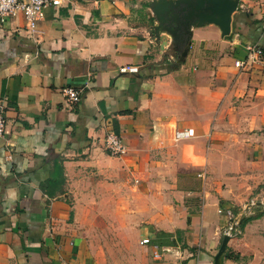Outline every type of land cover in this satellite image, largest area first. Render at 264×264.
I'll return each mask as SVG.
<instances>
[{"label":"crops","instance_id":"1","mask_svg":"<svg viewBox=\"0 0 264 264\" xmlns=\"http://www.w3.org/2000/svg\"><path fill=\"white\" fill-rule=\"evenodd\" d=\"M151 2L63 0L31 35L21 14L0 25V264H105L97 225L114 264H264V57L234 63L264 49V4L240 0L227 36L193 27L181 56ZM220 208L240 234L219 255Z\"/></svg>","mask_w":264,"mask_h":264},{"label":"built area","instance_id":"2","mask_svg":"<svg viewBox=\"0 0 264 264\" xmlns=\"http://www.w3.org/2000/svg\"><path fill=\"white\" fill-rule=\"evenodd\" d=\"M63 0H0V25L3 24L8 18H11L17 14H21L26 30L33 33L36 29L38 20L43 16V10L49 5L59 6ZM246 56L244 60H236L235 66L244 67L247 63L254 62L261 57H264V49L258 44H249L246 46ZM137 66L133 65H122L119 67V72L121 73H135L137 72ZM63 93L66 97V100L69 103H76L80 99V94L77 90L72 87H66L63 89ZM5 106L0 104V137L5 131ZM193 134V129L188 128L182 131L175 132V139L191 136ZM103 147L111 155L123 156L128 151V146L123 140V138L115 133L108 132L103 138ZM204 173H198V176H202ZM256 206L254 200H250L244 203L241 207L242 214H250L253 207ZM220 213L224 214L227 217L226 226L224 229V235L229 237H236L240 234L239 222L238 219L233 215L232 211L229 208H220L218 210ZM149 239H142L141 243H148ZM79 264V263H72Z\"/></svg>","mask_w":264,"mask_h":264},{"label":"water","instance_id":"3","mask_svg":"<svg viewBox=\"0 0 264 264\" xmlns=\"http://www.w3.org/2000/svg\"><path fill=\"white\" fill-rule=\"evenodd\" d=\"M240 0H152L151 11L156 20L154 36L163 44L170 41L180 50L181 56L188 51L193 27L214 24L227 36L231 30L232 14ZM168 35V36H167ZM229 236L224 235L219 255L225 248Z\"/></svg>","mask_w":264,"mask_h":264},{"label":"rangeland","instance_id":"4","mask_svg":"<svg viewBox=\"0 0 264 264\" xmlns=\"http://www.w3.org/2000/svg\"><path fill=\"white\" fill-rule=\"evenodd\" d=\"M242 1L246 5L250 4L251 2L257 4L258 3L264 4V0H242ZM98 224L102 225V223L100 222ZM94 229L95 230H93V233H90V235L88 236L91 239L92 247L94 248L98 256H100L105 261V264H114L113 252L111 250H106V246L108 245H104L106 243L103 240V237H105V239L109 238V240L110 237H112L111 227L107 225L106 227L97 225L94 227ZM104 232H107V234H105Z\"/></svg>","mask_w":264,"mask_h":264},{"label":"trees","instance_id":"5","mask_svg":"<svg viewBox=\"0 0 264 264\" xmlns=\"http://www.w3.org/2000/svg\"><path fill=\"white\" fill-rule=\"evenodd\" d=\"M248 219L249 217H242L240 224L243 225Z\"/></svg>","mask_w":264,"mask_h":264}]
</instances>
